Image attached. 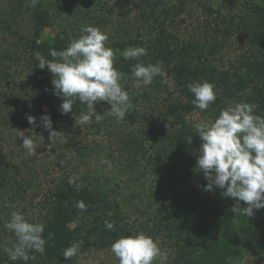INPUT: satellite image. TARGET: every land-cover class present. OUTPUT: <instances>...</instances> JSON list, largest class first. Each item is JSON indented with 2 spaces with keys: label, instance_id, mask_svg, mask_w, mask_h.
<instances>
[{
  "label": "trees",
  "instance_id": "16d2710c",
  "mask_svg": "<svg viewBox=\"0 0 264 264\" xmlns=\"http://www.w3.org/2000/svg\"><path fill=\"white\" fill-rule=\"evenodd\" d=\"M10 1L16 24L23 22L22 26L16 27L15 34L25 44L28 52L26 63L37 77L36 115L32 116L43 127L41 116L50 115L52 130H55L62 121L84 111L86 105L76 100L71 113L61 114L62 99L53 94V74L47 67L40 69V62L52 59L49 49H66L70 40L81 33L83 21L89 18L101 20L102 2L39 0L35 7H30L29 0ZM188 1L179 0V7L184 8ZM243 1L247 9V18L243 17L246 48L233 69H220L208 59L207 53L213 55L219 41L206 52L200 42H178L168 27L171 8L163 0H138L139 9L152 28L150 33L115 44L122 51L133 46L147 49V55L139 59L125 60L120 56L114 61V67L129 76L126 82L121 83L133 103L140 99L131 77V68L137 63L156 65L159 62L160 68L167 71L178 90L177 94L171 92L164 104L169 129L161 141H153V144L158 142L162 150L158 153L160 164L168 162L173 167L169 190L157 207L150 226L151 231L162 234L170 242V264H234L243 257L246 249L254 257H264V219L234 214L235 200L224 197L222 189L214 186L212 191L204 190L208 181L197 170L198 156L195 153L201 139L195 127L186 120L189 113L198 109L192 104L194 96L187 84L203 81L215 85L217 96L216 101L204 111L218 116L230 101H235L256 105L255 114L264 116V0ZM54 26L58 27L57 32L47 34V29ZM215 32L219 30L215 29ZM4 58L13 59L10 54ZM9 75L2 69V80ZM158 77L162 80V70ZM27 116H22L21 121L27 122ZM139 116L140 110L135 107L128 110L125 119L133 124ZM143 143L140 141L137 148H143ZM2 168L0 158V171ZM70 177L74 181L72 184L68 182ZM4 180L0 172V188H3ZM106 196L83 183L76 175L60 178L45 197L44 214L38 219L26 216L29 222L45 225L44 237L47 240L45 252L34 253L35 259H30L28 264H73L80 253L92 247H110L121 236L131 235L132 230L125 222L119 203H112ZM81 200L87 206L83 212L75 206ZM240 207H247V204L241 202ZM105 220L113 221L116 231L106 229ZM49 233L52 234L51 239H48ZM77 241H83L78 254L65 260L63 250ZM13 243L14 234L9 232L6 240L0 243V264H24L23 261H11L3 252V245L11 247Z\"/></svg>",
  "mask_w": 264,
  "mask_h": 264
},
{
  "label": "rangeland",
  "instance_id": "374dc122",
  "mask_svg": "<svg viewBox=\"0 0 264 264\" xmlns=\"http://www.w3.org/2000/svg\"><path fill=\"white\" fill-rule=\"evenodd\" d=\"M163 1L171 8L168 27L178 42H200L206 52L219 41L215 53H207L208 59L220 69H233L238 64L237 59L246 48L243 17L247 18V9L243 0H190L184 8L179 7V0ZM101 2L103 18L99 21L86 19L80 27L92 26L106 33V46L114 51L116 60L122 52L115 45L117 42L128 41L139 34L148 35L152 28L139 9L138 0ZM11 7L10 0H0V73L2 69L10 73L3 80L0 77V158L3 166L0 172L5 179L0 188V243L9 233L3 225L13 210L40 218L45 212V197L56 182L65 175H76L83 183L105 193L112 203H119L132 234L142 232L151 236L168 254L167 264H170V242L162 234L151 231L150 226L157 207L169 190V177L173 172L168 162L160 164V144H153L155 139L161 141L170 126L164 115V104L171 92L177 94L173 80L162 68V80L156 76L150 85L138 89L140 99L137 103L131 100L129 109L138 107L140 110L136 123L126 119L117 121L109 114L111 106L101 101L94 104L96 112L103 115L100 122L93 119L87 125H76L75 119L86 111L85 108L59 123L54 129L60 133L50 138V131L38 122L33 125L20 119L25 115H36L37 77L26 63L25 44L15 34L16 27L22 26L23 22L16 24ZM57 30L54 26L46 33L54 35ZM8 54L13 59L4 58ZM235 104L230 101L225 108ZM216 117L196 109L186 116V120L194 127L201 122L214 121ZM21 132L34 140L35 155L21 147ZM140 141L144 143L139 149ZM201 143L195 148L197 156ZM254 212V217L264 219V208ZM260 262H264V257H254L246 249L243 257L234 264ZM73 264L119 262L110 247H92L80 253ZM154 264H160V260Z\"/></svg>",
  "mask_w": 264,
  "mask_h": 264
},
{
  "label": "clouds",
  "instance_id": "9594fccd",
  "mask_svg": "<svg viewBox=\"0 0 264 264\" xmlns=\"http://www.w3.org/2000/svg\"><path fill=\"white\" fill-rule=\"evenodd\" d=\"M38 3L39 0H29L30 7ZM81 33L78 38L70 40L66 49H49L52 59L41 60L39 68L47 67L53 74V94L62 99L61 114L71 113L76 100L86 105V111L75 119L76 125H87L93 119L100 122L103 115L96 112L94 104L101 101L111 106L110 115L122 121L132 107L129 92L121 83L126 82L129 76L114 67L116 57L114 51L106 46V33L92 26L83 27ZM120 55L125 60L139 59L147 55V49L128 47ZM160 74L159 62L156 65L137 63L131 68L137 89L150 85ZM187 88L194 96L192 104L201 111L208 109L217 99L215 85L208 81L192 82L187 84ZM255 109L254 104L236 103L221 109L214 121L194 126L202 141L196 167L208 181L204 190L212 191L214 186L224 190V197L235 200L232 212L245 217H252L254 210L264 208V116L256 115ZM26 118L29 124H36L35 117L28 115ZM40 119L43 128L50 130V138L60 133L52 130L50 115L44 114ZM20 137L23 138L21 147L35 155L34 140L24 133ZM68 182L74 183L71 177ZM241 202L247 207L241 208ZM75 206L82 212L87 210L82 200ZM104 226L109 231H116L113 221L105 220ZM3 227L15 237L11 247L2 246L11 261L28 264L30 259H35L34 253L45 252L47 240L43 223L29 222L22 211L13 210ZM51 237L49 233L48 239ZM82 243L77 241L65 248L62 254L65 260L76 256ZM110 251L119 264H154L157 259L160 264H167L169 259L158 243L142 232L121 236L111 244Z\"/></svg>",
  "mask_w": 264,
  "mask_h": 264
}]
</instances>
